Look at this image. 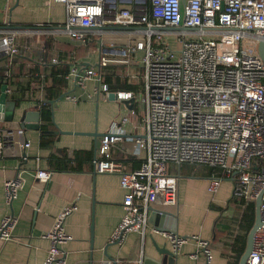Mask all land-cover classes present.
<instances>
[{"label":"built area","instance_id":"built-area-1","mask_svg":"<svg viewBox=\"0 0 264 264\" xmlns=\"http://www.w3.org/2000/svg\"><path fill=\"white\" fill-rule=\"evenodd\" d=\"M65 8L61 26L44 30L41 25L9 28V19L0 25V88L6 85V99L12 94V81L42 84V73L30 71L42 62L55 64L56 57L42 60V33L67 36L85 43L91 35L117 29L126 39L121 48L113 43L106 50L133 55L140 70L141 90L116 92L118 100L138 98L143 106L139 127L143 134L126 136V117L111 123L101 137L93 161L94 171L116 174L123 190V215L112 232L110 242L121 243L126 234L136 232L142 240L148 228L149 208L172 207L177 202L178 177L170 166L205 165L213 169L207 191L214 194L220 183L232 184V199L241 211L239 225H232L233 240L243 225L247 205L260 196L261 224L256 229L245 264H264V63L257 45L264 42V0H54ZM36 38L35 40H33ZM100 46L102 45L99 39ZM44 45V41H43ZM174 46V47H173ZM35 54L37 57H32ZM32 58V59H31ZM24 65L15 76L12 67ZM101 65L106 61L101 60ZM67 79L79 93H66L64 99L90 98L93 92L109 90L93 67L80 63L70 68ZM40 109L42 99L34 101ZM19 122L5 119L0 103V157L9 145L29 146ZM22 128V127H21ZM124 140L133 141V149ZM121 144V145H120ZM140 157L139 167L125 171L112 149ZM217 170V171H214ZM39 181H49L52 172L38 169ZM20 174L4 180V202L9 207L22 189ZM65 206L42 235L49 245L43 264H65L64 246L72 237L65 221L74 211ZM17 218L6 213L0 221V240L12 239ZM236 223V222H235ZM177 254L188 240L198 250L193 260L203 256L210 264L209 242L197 235L182 236L171 230L157 231ZM239 247H230V259ZM139 262V261H138ZM140 264V263H138Z\"/></svg>","mask_w":264,"mask_h":264},{"label":"crops","instance_id":"crops-1","mask_svg":"<svg viewBox=\"0 0 264 264\" xmlns=\"http://www.w3.org/2000/svg\"><path fill=\"white\" fill-rule=\"evenodd\" d=\"M6 18L15 27L41 25L42 29L49 30L64 23L65 8L63 4L56 3L54 0H0V25ZM109 29L113 31L91 35L96 37L97 48L94 53L86 54L79 60L69 59L71 53L61 49V44H55L61 35L51 36L44 32L42 46H44L43 41L47 40L51 42V46L45 45L46 50H42V60L56 57L57 63L62 61L69 64V72L71 66L78 63L84 68L93 67L100 74L104 84L102 68L108 66L114 73L111 62L115 61L119 54L115 49L106 50L104 45L113 43L119 49L125 43L120 41L123 38L125 40L123 34L116 32L117 29ZM91 36L85 43L74 41L85 45L90 43ZM99 39L103 46H100ZM32 57L37 56L33 54ZM101 60H105L106 64L101 65ZM46 63L52 65L50 62H42V65ZM42 65H35L30 71L42 73ZM23 67V64L12 67L13 74L17 76L24 72ZM133 68L135 70L133 74L139 79L140 84L136 90L131 91L138 93L141 90L140 70ZM69 72L65 77V89L57 99L50 101L54 134L52 147L39 146V128L35 130L21 126L23 137L29 141V146L21 148L16 143L9 145L5 155L0 157V221L8 212L17 218L12 239L0 240V264H43L49 243L42 235L50 228L60 210L69 204H74L76 209L65 221L66 232L72 237L64 246L65 264H110L104 256L103 248L110 243L112 232L123 215L121 205L123 190L120 187L118 175L95 172L93 161L101 137L107 133L112 122L126 117L127 122L124 124L126 136L135 139L143 134L139 127L143 106L138 98H134V107L129 109L123 101L109 100L101 92L97 95L93 92L92 81L88 83L87 90L92 97H82L74 102L65 100L63 97L66 93H79V90L67 79ZM16 79L19 80V76ZM17 80L11 82L13 91L9 99H6L14 103L13 116L7 121L19 122L24 115L22 112L31 111L38 112V125H40L41 108L36 109L34 101L43 100L46 82L42 81L38 87L36 82ZM19 87L24 88V97L15 101L13 94ZM20 105L21 109L14 116L15 110ZM93 132L96 136L83 134ZM121 144L133 149L132 140H124ZM59 149H65L68 156H72L75 151L90 152L91 162H83L81 171L54 172L50 170L48 157ZM142 155L143 153L140 157L129 155L123 158L120 150L112 149V157L122 162L125 171L139 167ZM181 165L170 166V172L178 177L176 205L155 208L168 212L169 216L162 220L159 215L150 217L149 211L148 228L142 240L136 232L132 231L126 234L121 243L108 245L107 254L118 260L119 264H141L145 257L157 256L155 245L170 248L168 241L157 233L164 229L182 236L197 235L200 239L208 241L212 249L210 264H239L249 231L245 229L244 224L240 225L239 232L232 242V225L224 222L218 225L217 218L230 216L232 214L230 209L233 208L227 206L220 211L216 208L222 207L227 201L233 207L238 206V203L232 199V184L223 180L217 191L211 194L206 189L210 176L199 170L185 168L186 171L184 173L182 171L184 177L179 179L178 171L181 170ZM38 169L51 171V179L44 182L35 178L34 173ZM18 174L22 177V189L8 207L4 202L3 182ZM231 201L235 202L234 205ZM211 207H215L218 212ZM234 245L239 249L236 257L230 259L229 249ZM197 250L195 241L188 240L179 248L176 264H202L201 254L198 255L197 260L190 257Z\"/></svg>","mask_w":264,"mask_h":264},{"label":"trees","instance_id":"trees-1","mask_svg":"<svg viewBox=\"0 0 264 264\" xmlns=\"http://www.w3.org/2000/svg\"><path fill=\"white\" fill-rule=\"evenodd\" d=\"M42 66V81L46 82V84H44V98L42 100L40 112L39 146L42 148H48L52 147L54 142L50 101L57 99L65 89V77L69 72V64L60 61L56 64L51 65L46 63ZM101 72L103 74V82L110 91L128 92L131 90H136L138 88V84L135 85L132 83H127L126 81H120L118 77H115L113 71L109 70L108 66H104ZM48 83H50V85H47ZM24 93L25 92L23 87H19L18 89H16L15 93L13 94L14 100L17 101L22 99L24 97ZM48 159L50 161V170L54 172H77L82 170L83 162H91V154L90 152L75 151L72 156H68L65 149H59L54 151L48 157ZM181 168H187L189 170H199L205 173V175L207 176H210L213 171V169L208 166L197 164H182ZM243 222L245 225V229L249 231L254 223L253 202L247 205V213L243 217ZM241 251L242 246L240 252Z\"/></svg>","mask_w":264,"mask_h":264},{"label":"water","instance_id":"water-1","mask_svg":"<svg viewBox=\"0 0 264 264\" xmlns=\"http://www.w3.org/2000/svg\"><path fill=\"white\" fill-rule=\"evenodd\" d=\"M28 26H9V28H27ZM113 29H131L130 27H112ZM257 52L258 55L260 56V58L262 59L263 63H264V42L260 41L257 45ZM85 66H89V64H85ZM96 67L99 68L98 64H96ZM6 85H2L0 88V103H1V107L5 108V104H6V94L4 92ZM108 99L109 100H117V94L116 92H109L108 94ZM123 104L129 108V109H133L134 107V102L135 99L134 98H129L127 100H122ZM53 102H51L52 104ZM9 109H10V113L8 114V119H11L13 116V109H14V103H10L9 104ZM24 113L23 117L20 119V126H23L24 128H30V129H35L38 130L39 125H38V120H39V114L38 112H22ZM31 122V123H29ZM62 133V131H61ZM85 135H92V136H96V133H83ZM150 211V217L152 216H156L159 215V217L164 220L167 216H169L168 212L163 211V210H159V209H155V208H149ZM261 224V216H260V196H257V198L254 201V223L252 225V227L250 228L248 234H247V238H246V245L244 248V251L239 259V264H245L247 256L251 250V246H252V240H253V235L256 231V229L260 226ZM163 230V229H161ZM165 230V229H164ZM92 243V240L90 241ZM109 244H118V242H110L108 243L104 248H103V253L104 256L106 257V259L109 261L110 264H119V261L116 260L115 258L111 257L110 255L107 254V247ZM155 250L157 251V256H153V257H145L144 259H142V263L141 264H176V258L177 255L175 253H173L169 248H167L166 246L163 247H157L155 245ZM92 264V263H91Z\"/></svg>","mask_w":264,"mask_h":264},{"label":"rangeland","instance_id":"rangeland-1","mask_svg":"<svg viewBox=\"0 0 264 264\" xmlns=\"http://www.w3.org/2000/svg\"><path fill=\"white\" fill-rule=\"evenodd\" d=\"M90 38H91L90 43H86L84 45V44H79L78 42H76L70 38H67L66 36L61 35V37L59 38V41L55 44H61L60 45L61 49H64V50L68 51L69 53H71L69 59L79 60L80 58L85 57L86 54L94 53L95 49L97 48V43L95 41L96 37L91 36ZM62 41H65V42H62ZM120 41L126 42V39L124 40V38H123ZM45 45L51 46V42L47 40L44 42V46ZM52 51H54V49ZM112 61L113 62H111V65L114 68L115 77H118L120 79V81H126L127 83L140 84L139 79L136 77V75L133 74L135 72L134 68L132 69V67H136V60H134L130 55L118 54L116 56V60L115 61L112 60ZM10 103H13V102L11 100L6 101V105H5V119L6 120H9L8 114L10 113V109H9ZM20 109H21V105L19 107H17V109L15 110L14 116H15L16 112ZM182 171L184 173L186 171L185 168H181V170L178 171L179 179L180 178L182 179L184 177V175L182 174ZM225 183H227V182H225ZM196 194H198V191H196ZM228 203H229V201L224 203L222 207H216V208H219V209H217L218 211H220L223 208L225 209L227 206H229V208H233V209H230V210H232V212H231L232 214L230 216L226 215L224 217L220 216L217 218L218 219V225H220V223H222V222L227 223L229 225H239L238 221H239V218L241 217L240 207L239 206L233 207V206H231V204H228ZM231 203H232V205H234L235 202L231 201ZM211 208L216 210L215 207H211ZM218 215H220V214H218Z\"/></svg>","mask_w":264,"mask_h":264}]
</instances>
